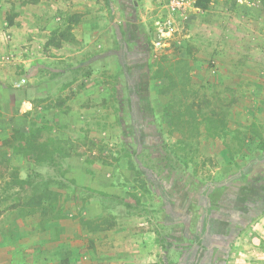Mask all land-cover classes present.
Masks as SVG:
<instances>
[{
    "label": "rangeland",
    "instance_id": "374dc122",
    "mask_svg": "<svg viewBox=\"0 0 264 264\" xmlns=\"http://www.w3.org/2000/svg\"><path fill=\"white\" fill-rule=\"evenodd\" d=\"M260 1L0 0V264H264Z\"/></svg>",
    "mask_w": 264,
    "mask_h": 264
},
{
    "label": "trees",
    "instance_id": "16d2710c",
    "mask_svg": "<svg viewBox=\"0 0 264 264\" xmlns=\"http://www.w3.org/2000/svg\"><path fill=\"white\" fill-rule=\"evenodd\" d=\"M213 0H196L195 7L201 10H206L208 6L212 3ZM107 4L111 10V18L113 19V9H112V3L110 0H107ZM247 138L251 141L258 139V146L257 148L261 151V154L259 156V161H264V139L259 136L258 138L256 136H247ZM35 139V136H34ZM33 140L32 133L26 134L20 130H13V136H11L9 139L5 141H1L0 143V152L6 148L11 149L12 151L16 153H23L26 154L28 149L30 148L31 141ZM2 158H6L7 154L6 152H3L1 154ZM16 183L24 187L26 184V181L20 178L15 179ZM37 190V188H35ZM48 191V192H47ZM35 203L38 205V208H40L42 215H50L55 212L56 206L53 202L52 194L49 190H46V192H42L37 196L35 195ZM3 211H1V203H0V216L2 215ZM66 263L68 264V259H65ZM134 264H158V263H134Z\"/></svg>",
    "mask_w": 264,
    "mask_h": 264
},
{
    "label": "built area",
    "instance_id": "2783aa9c",
    "mask_svg": "<svg viewBox=\"0 0 264 264\" xmlns=\"http://www.w3.org/2000/svg\"><path fill=\"white\" fill-rule=\"evenodd\" d=\"M237 4L244 6V7H254L253 0H235ZM194 0H166V7L170 14H185V12L194 6ZM157 33L160 37L168 35V27L170 26V22H157ZM155 47H160L161 42L157 41L154 43Z\"/></svg>",
    "mask_w": 264,
    "mask_h": 264
},
{
    "label": "crops",
    "instance_id": "0c3cea01",
    "mask_svg": "<svg viewBox=\"0 0 264 264\" xmlns=\"http://www.w3.org/2000/svg\"><path fill=\"white\" fill-rule=\"evenodd\" d=\"M194 1H195V0H194ZM233 1L237 4V2H236L235 0H233ZM195 2H196V1H195ZM214 2H215V0H213L211 4H213ZM260 2H261L260 0H253L254 6H258V5L260 4ZM194 6H195V5H194ZM209 6H210V5H209ZM209 6H208V8H209ZM243 7H244V6H243ZM195 8H196V7H195ZM208 8H207V9H208ZM245 8H246V7H245ZM247 8H248V7H247ZM196 9H198V8H196ZM207 9H206V10H207ZM248 9L251 10L252 7L248 8ZM198 10H201V9H198ZM203 11H205V10H203Z\"/></svg>",
    "mask_w": 264,
    "mask_h": 264
}]
</instances>
